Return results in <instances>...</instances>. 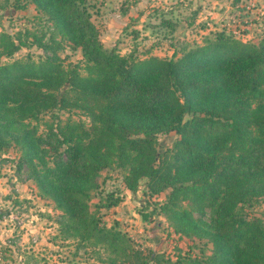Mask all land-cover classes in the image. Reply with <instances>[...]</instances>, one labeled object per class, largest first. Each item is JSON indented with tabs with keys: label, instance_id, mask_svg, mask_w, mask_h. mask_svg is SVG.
<instances>
[{
	"label": "trees",
	"instance_id": "trees-1",
	"mask_svg": "<svg viewBox=\"0 0 264 264\" xmlns=\"http://www.w3.org/2000/svg\"><path fill=\"white\" fill-rule=\"evenodd\" d=\"M29 1L50 21L48 37L0 31V57L28 34L50 53L0 62V142L18 147L38 189L64 210V230L120 246L122 234L99 225L87 201L99 170L116 164L128 189L140 178L152 191L168 187L161 210L173 230L210 242L209 254L167 264H264V221L245 211L264 196V36L243 41L219 30L177 57L123 55L102 46L89 0ZM54 34L79 47L80 63L63 65ZM67 108L88 123L61 120L56 110ZM43 112L52 145L65 153L53 166L38 165L42 138L30 123ZM170 131L177 136L158 150L156 134Z\"/></svg>",
	"mask_w": 264,
	"mask_h": 264
},
{
	"label": "rangeland",
	"instance_id": "rangeland-1",
	"mask_svg": "<svg viewBox=\"0 0 264 264\" xmlns=\"http://www.w3.org/2000/svg\"><path fill=\"white\" fill-rule=\"evenodd\" d=\"M90 18L97 28L98 39L105 48L120 54L174 56L189 46L201 44L216 31L223 30L243 41L256 42L264 36V0H89ZM22 7H16L15 3ZM46 15L29 0H0V31L11 35L26 30L43 39L51 31ZM20 46L0 62L26 56L37 58L50 52L29 43ZM60 41L56 54L63 65L80 63L78 46ZM81 70V69H80ZM61 120L83 121L88 118L78 109L56 110ZM49 112L41 113L36 134L42 138L40 163L54 165L65 158L62 146L55 147L48 137ZM177 134H156V148L169 146ZM0 142V264H167L176 255L204 256L210 252L206 237L175 232L161 210L169 190L152 191L145 178L134 190L128 189L123 177L126 171L110 164L99 170L96 186L89 191L88 208L99 225L118 230L124 237L117 249L107 244L81 239L64 230L66 213L48 195L42 193L20 161V150L4 136ZM110 197L116 204L105 205ZM245 211L264 221V196Z\"/></svg>",
	"mask_w": 264,
	"mask_h": 264
}]
</instances>
